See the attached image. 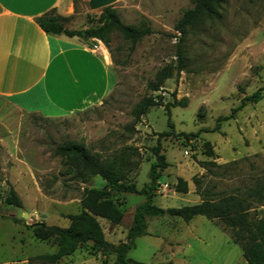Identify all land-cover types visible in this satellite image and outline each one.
Listing matches in <instances>:
<instances>
[{"label":"rangeland","instance_id":"rangeland-1","mask_svg":"<svg viewBox=\"0 0 264 264\" xmlns=\"http://www.w3.org/2000/svg\"><path fill=\"white\" fill-rule=\"evenodd\" d=\"M88 2L71 0L67 29L81 31L96 25L102 9L91 10ZM192 6V0H115L109 6L123 24L145 22L152 34L133 48L117 33L108 44L101 42L111 82L97 106L80 114L45 118L7 113L0 104V264H28L31 257L54 253L55 240L36 239L28 226L67 228L66 216L80 211L83 189L103 188L99 177L83 184L75 176L64 175L54 150L67 141L84 145L102 160L129 148L126 178L137 189L150 186L153 149L159 143V155L167 167L151 193L152 204L162 209L199 205L205 195L209 203L236 197L251 203L252 214H264V0H222L220 20L207 22L180 39L174 26ZM178 50L186 58L185 69L152 92L148 83L161 68L175 64ZM260 90L262 98L257 103L239 108L245 97ZM148 97L161 105L136 120V106ZM160 134L167 135L161 138ZM179 178L187 184L186 194L175 191ZM163 184L169 187L166 192L158 190ZM258 187L263 199L250 192ZM10 188L22 208L5 203ZM114 200L124 203L122 221L112 225L98 219V223L105 241L118 246L126 243L134 210L145 197L124 194ZM146 226L147 235L134 241L128 260L247 263L228 231L214 219L198 216L183 222L165 215L147 219ZM114 259L87 244L56 264H113Z\"/></svg>","mask_w":264,"mask_h":264},{"label":"trees","instance_id":"trees-1","mask_svg":"<svg viewBox=\"0 0 264 264\" xmlns=\"http://www.w3.org/2000/svg\"><path fill=\"white\" fill-rule=\"evenodd\" d=\"M192 7L184 10L176 22L174 29L180 35V39L186 37L191 30L202 27L210 21H218L221 18L222 0H192ZM66 18L60 17L55 10L44 14L36 20L41 30L52 36L77 37L88 44H108L112 34L117 33L121 39L129 43L133 48L144 37L152 34L145 22L139 26L125 25L121 22L117 11L111 7L102 9L95 26L77 31L65 27ZM104 47V46H103ZM186 67V58L182 50L176 53V62L161 68L154 77L153 82L148 83L152 92L161 89L162 84L170 79L173 73H179ZM262 98L261 90L245 97V103L255 104ZM153 97L143 99L135 108L134 114L138 120L146 111L154 106H160ZM167 126L172 127L168 109ZM167 134H160L164 137ZM188 138L189 136H185ZM159 143L153 149L155 161L149 169L150 186L137 189L134 183L127 181L129 169V148L123 150L118 156L102 160L92 153L84 145L67 141L55 148L54 154L61 159L64 167V175L77 177L81 183H87L93 177H99L104 186L102 189L84 188L80 200V211L75 215H68L70 225L67 228L47 227L44 224L28 226L33 228L36 239L47 241L54 239L56 251L52 254L39 255L29 258L28 264H56L64 257L72 255L77 249L87 244L99 251L114 255L113 264H141L128 260L126 254L134 248V241L146 236V222L150 218H159L165 215L180 218L183 222H189L194 217H206L218 221L228 231L231 242L239 246L246 264H264V214L256 216L252 214L251 203L236 198L228 197L219 203H209L204 197V202L199 205L184 206L180 208L162 209L152 204V191L155 190L160 172L167 167L164 156L159 155ZM213 156L212 152H209ZM214 165L213 163H210ZM128 168V169H127ZM127 169V170H126ZM264 187V186H263ZM175 191L187 193V184L182 179H177ZM262 189L250 192L258 198H262ZM124 194H136L145 197V202L134 210L132 226L128 229L126 243L114 246L105 241L98 219L107 221L112 225H118L124 215V203H117L114 198ZM249 195V194H248ZM252 195V196H253ZM5 203L15 208H22V204L15 192L10 188L6 193ZM18 223L17 220H13Z\"/></svg>","mask_w":264,"mask_h":264},{"label":"crops","instance_id":"crops-1","mask_svg":"<svg viewBox=\"0 0 264 264\" xmlns=\"http://www.w3.org/2000/svg\"><path fill=\"white\" fill-rule=\"evenodd\" d=\"M71 0H0V104L4 112L59 118L80 114L107 96L111 70L77 37L45 34L36 23Z\"/></svg>","mask_w":264,"mask_h":264},{"label":"water","instance_id":"water-1","mask_svg":"<svg viewBox=\"0 0 264 264\" xmlns=\"http://www.w3.org/2000/svg\"><path fill=\"white\" fill-rule=\"evenodd\" d=\"M88 5L91 10H99L112 5L115 0H88ZM101 51L105 52V48L101 45Z\"/></svg>","mask_w":264,"mask_h":264},{"label":"built area","instance_id":"built-area-1","mask_svg":"<svg viewBox=\"0 0 264 264\" xmlns=\"http://www.w3.org/2000/svg\"><path fill=\"white\" fill-rule=\"evenodd\" d=\"M89 45V47L92 49V50H94V51H98V52H101L102 53V51H101V44H99V43H95V44H88ZM158 190H160L161 192H166L167 190H169V187H168V185L167 184H163V185H159L158 186Z\"/></svg>","mask_w":264,"mask_h":264}]
</instances>
